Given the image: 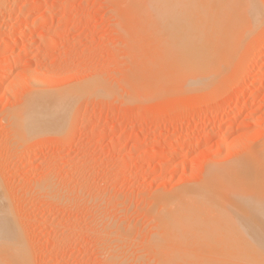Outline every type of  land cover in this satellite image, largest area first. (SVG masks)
Listing matches in <instances>:
<instances>
[{
  "label": "rangeland",
  "instance_id": "obj_1",
  "mask_svg": "<svg viewBox=\"0 0 264 264\" xmlns=\"http://www.w3.org/2000/svg\"><path fill=\"white\" fill-rule=\"evenodd\" d=\"M134 9L124 0H0V214L12 211L30 264H160L192 251L217 257L223 245L199 250L208 242L203 235L199 243L198 232L199 247L191 235L189 245L182 236L180 245L175 236L169 242L162 200L264 149V19L212 85L169 87L144 65L158 45ZM138 66L146 76L130 75ZM74 87L62 136L40 130L46 111L33 114L30 130L14 116L35 93Z\"/></svg>",
  "mask_w": 264,
  "mask_h": 264
},
{
  "label": "bare ground",
  "instance_id": "obj_2",
  "mask_svg": "<svg viewBox=\"0 0 264 264\" xmlns=\"http://www.w3.org/2000/svg\"><path fill=\"white\" fill-rule=\"evenodd\" d=\"M124 1L127 4L135 7L134 13L142 19V23H144L142 26L149 31V35L154 38V40H157L155 43L158 45V48L155 52L153 50V62L151 61V64L149 62V66H147V61L145 62L144 60H149L150 57H144L145 59L143 58L142 60L144 61V63H146L144 65H146V67H148L151 72L154 71V73H156V76L160 78V81H164L163 83L161 82L162 85H169V87L173 85L174 87L175 85H183V87H186L189 85L193 86L195 84V86H199L200 84L203 85L209 80L211 84V81L216 79V77L214 78V76H217L224 69H227L226 67L229 66L228 64L230 62V59L234 56L233 54L235 53V47L237 48L239 45H241L239 44L241 41L242 44H244V41L249 38H247L246 35H248V33H250L255 28V26H259L264 19V12L260 7L261 5L259 6V0ZM259 27H261V25ZM257 29L258 27L256 28V30ZM252 33L253 32H251V35L253 37ZM242 39L245 40L243 41ZM147 56H149V54H147ZM150 60L152 59L150 58ZM134 64L136 63L134 62ZM132 67H134V65ZM139 67L142 66H138V68ZM135 68L134 70L137 71V68ZM142 68L141 70L139 69L140 71L138 70V72H135L133 74L131 73L130 75L133 76L134 74H136V76H140L141 74L143 75V77L146 76L142 74V70H145L146 68ZM127 74L129 75V73ZM139 76L134 77L140 78ZM219 76L221 77V74ZM149 79H151V77ZM133 80L135 81L137 79ZM141 80L143 79L141 78ZM158 80L159 79H157V82ZM145 84L143 83V87L147 85ZM204 85L203 87H205ZM195 86H193V88ZM91 87L93 88V83H88L85 86V89L88 88V90H90L92 89ZM208 87H210V85ZM77 88L78 87L69 88L70 90L65 92L64 90H57L58 93H54L55 91L52 93H35L28 98V102L25 101V105L22 108L16 109L15 111L17 112L15 113V115H13L17 118V121L20 120L25 124V129H29L32 122L31 117L37 110L46 112L48 111L47 113L45 112V114L47 115L45 119L46 124H43L44 127L40 128V130H45V132L50 131L52 133H58L59 136H62L65 131L64 128L66 127V124H68V121L66 119L68 118L69 107L74 103L73 101H75V95L77 96ZM38 106L41 107V109H38ZM43 113H41V115ZM231 117L226 118V120L231 119ZM136 118L137 117H132V119ZM17 121L14 120L13 123ZM15 124L17 125L19 124V122ZM234 146L236 145H233V147ZM255 151V153L252 152L253 154H251V157L246 160V162L243 161L244 163H241L242 160H245L242 156L240 158V164H230L229 166L225 165L226 167L222 166L210 170L207 169V175L204 176L206 177L205 181H202L203 183H200V185L202 184L201 186H199L198 183L197 186L199 187H184V189H180V192H177V194H174L173 192L174 195L171 194V197L169 196V199H163L164 201L162 200V202H165L167 212H165L166 215L163 218L164 221L162 220L164 223L160 221V224H163L162 228H164L163 230L167 232L169 237L171 236L170 234L173 235L172 240H170L171 238H167L169 242L174 241L176 238V240L172 242L174 244L179 240L178 238L182 236L183 239L181 238V240L179 241L181 242L182 240H184L185 243H183L186 244L188 237H190L191 235V240L192 234L196 235V232H198L196 236L199 235L198 238L200 242L198 241V238L197 240H195L196 237L194 236L192 240L194 238L195 239L194 241L191 240L192 243L188 239V242L190 244L197 245L193 243L195 241L201 243L205 238V241H203L201 244H206L208 242L207 249L205 246H201L202 248H198V245L197 248L202 251L204 247L205 250H213V252H215L216 249H213L214 247L212 245H214L215 248L219 247L220 245V247H222L223 245L222 248H219L220 251L218 250V248V251L216 250L223 256H220L221 258H219L218 256L220 254H217V257L219 258L217 259L215 254H213V256L215 257H211L210 259V251H208L210 254L207 257H204L206 253L203 254V252V255L199 253L201 256H198L199 254L192 255V249L195 250V252H201L199 250H196L197 248L194 249L195 246H192L193 248L190 247L192 252L189 251L190 253H187L185 251V255L186 253L187 255L189 254V257L184 255L186 258H183V252H181L182 257H179V255L181 254H175L172 252L174 259L171 257V255H169L168 257L164 256L168 260L161 257L163 255L162 253V255L159 254L161 255V260L162 258L165 259L160 264H211L212 262L214 263L217 260V262L220 261L219 264H231L233 262L236 263L237 261L239 262L238 264H264V149L261 148L260 150ZM237 160H234V162H238ZM190 187H192L193 189ZM2 189L3 187H0L1 191ZM4 194L7 195V193ZM193 195L195 196V199ZM1 196L2 195H0V197ZM2 198L4 199V196H2ZM193 200L196 201L192 202ZM6 201L7 198L5 199V205L10 202ZM190 203L193 205H189ZM194 203L196 207L194 206ZM190 206L192 207L190 208ZM181 207H184V211L186 208L185 212L187 213L182 212L183 210ZM161 208H163V206ZM179 209H181L182 211H180ZM225 209L226 212H229L227 210L231 209L230 212L234 214L235 211H238L240 213H236L240 215L231 217L234 214H224L226 213H223ZM6 210L7 207L5 208V210H2L1 213H3V211L5 213ZM10 210H12L11 207ZM199 210H201L200 213H198ZM179 211L183 215H181ZM7 212L5 214L10 213ZM11 213L10 216L0 214V264H30V258L28 259L27 257L30 256L28 248L27 255V253H25L26 243L24 241V245L22 242V240L25 239H20L21 237H23V234L21 232L20 236V232L17 231L18 228H21L20 226H17L18 224L16 225L18 228L14 226L17 220L12 217ZM177 213L179 214V216ZM197 214L203 215L198 216ZM8 216L11 218V220L14 219V221H11ZM198 218H200L205 224L201 225L200 223L203 224V222ZM199 221L200 225L198 224ZM20 231L23 230L21 229ZM203 235L205 237H203ZM201 236L203 237V239L200 238ZM206 238L208 239V241ZM211 238L213 239L211 240ZM200 239H202V241ZM158 240L161 241L162 239L160 238ZM175 244L180 245L178 242ZM164 245H161V247L163 246L165 248ZM171 245L172 244H168L169 247L173 246ZM186 245L189 244L187 243ZM209 245L211 246L210 249L208 248ZM177 247L181 250L180 246ZM184 247L186 248V246ZM184 247H182V249H184ZM166 248L168 251H171L170 249H168V247ZM172 249H174V247H172ZM204 249L203 251L207 252ZM174 251L180 252L176 249H174ZM165 252L167 251H164V253ZM158 253L159 252L157 251V254ZM213 259L215 261H212Z\"/></svg>",
  "mask_w": 264,
  "mask_h": 264
}]
</instances>
